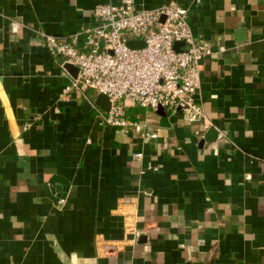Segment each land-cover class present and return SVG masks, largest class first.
Masks as SVG:
<instances>
[{
  "label": "crops",
  "instance_id": "0c3cea01",
  "mask_svg": "<svg viewBox=\"0 0 264 264\" xmlns=\"http://www.w3.org/2000/svg\"><path fill=\"white\" fill-rule=\"evenodd\" d=\"M175 1L213 51L209 128L133 105L113 128L100 94L61 97L74 76L41 34L122 0H0V264H264V0Z\"/></svg>",
  "mask_w": 264,
  "mask_h": 264
},
{
  "label": "built area",
  "instance_id": "2783aa9c",
  "mask_svg": "<svg viewBox=\"0 0 264 264\" xmlns=\"http://www.w3.org/2000/svg\"><path fill=\"white\" fill-rule=\"evenodd\" d=\"M94 17V26L74 35L41 34L44 46L54 58L62 60L63 68L71 65L78 69L76 78L68 74L70 82L61 97L68 98L73 91L107 96L110 109L99 111L98 119L113 128L138 126L126 117L128 105L152 111L163 108L209 128L197 96L202 86L203 61L213 51L199 43L177 1L136 9L133 0H122L97 6ZM18 30L19 25L13 24L12 32ZM131 41H143L144 46L132 48ZM143 138L155 139L157 134L146 130ZM134 158L140 161L143 154L136 153ZM159 169L148 167L152 172Z\"/></svg>",
  "mask_w": 264,
  "mask_h": 264
},
{
  "label": "water",
  "instance_id": "95a60500",
  "mask_svg": "<svg viewBox=\"0 0 264 264\" xmlns=\"http://www.w3.org/2000/svg\"><path fill=\"white\" fill-rule=\"evenodd\" d=\"M129 46L132 47V48H142L144 46V42L143 41H131L129 42ZM180 47L177 46V50L179 49ZM67 70L74 76V78L77 77L78 75V69L74 66H71V65H67L66 66ZM99 101L102 103V102H107L109 103V99L107 96L105 95H100V98H99ZM110 104V103H109ZM109 108H110V105H109ZM159 110H164L163 108H160ZM109 111V110H108ZM212 132V131H210Z\"/></svg>",
  "mask_w": 264,
  "mask_h": 264
}]
</instances>
